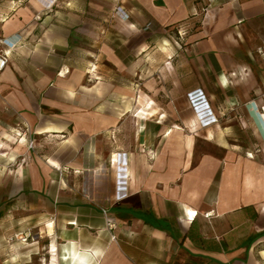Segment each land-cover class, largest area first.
I'll use <instances>...</instances> for the list:
<instances>
[{"label": "crops", "instance_id": "crops-1", "mask_svg": "<svg viewBox=\"0 0 264 264\" xmlns=\"http://www.w3.org/2000/svg\"><path fill=\"white\" fill-rule=\"evenodd\" d=\"M0 35V120L54 141L28 181L73 216L67 264H264V0H0Z\"/></svg>", "mask_w": 264, "mask_h": 264}, {"label": "rangeland", "instance_id": "rangeland-1", "mask_svg": "<svg viewBox=\"0 0 264 264\" xmlns=\"http://www.w3.org/2000/svg\"><path fill=\"white\" fill-rule=\"evenodd\" d=\"M197 26L195 21L183 30L170 32L172 45L180 49L188 33ZM177 105L185 110L188 102L182 97ZM235 137L243 142L253 141L251 133L243 138ZM45 138L30 131L26 125H19L16 119L0 120V143L3 145L0 148V264H67L65 258L73 253V244L66 241L77 237L76 231L66 226V221L73 216L52 202L45 183L34 190L28 181L29 169L34 164L38 175L43 179L46 175L45 157L52 153L54 141ZM4 152L6 154L1 155ZM56 166V172L49 171V174L54 173L53 187L66 189L69 183L61 182V168L57 163ZM72 179L71 185L75 186L76 177ZM59 199H56L57 203ZM72 222L75 227V220ZM70 264L77 263L72 260Z\"/></svg>", "mask_w": 264, "mask_h": 264}, {"label": "built area", "instance_id": "built-area-1", "mask_svg": "<svg viewBox=\"0 0 264 264\" xmlns=\"http://www.w3.org/2000/svg\"><path fill=\"white\" fill-rule=\"evenodd\" d=\"M55 1L56 0H42V4L45 8H49L55 3ZM114 12L118 15H122L124 18L128 17V15L123 11L122 7L119 5L115 7ZM36 17H39V14H37ZM17 37L18 38L16 39H10L8 37L0 35V72L6 67L8 63L10 51L16 48L19 42V36ZM103 212H106V210L103 209ZM112 225L113 223L108 222V226L110 228H112Z\"/></svg>", "mask_w": 264, "mask_h": 264}]
</instances>
